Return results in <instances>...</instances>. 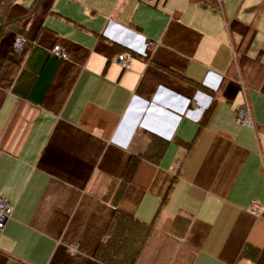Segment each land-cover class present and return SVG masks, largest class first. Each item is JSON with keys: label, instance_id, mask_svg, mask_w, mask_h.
Segmentation results:
<instances>
[{"label": "crops", "instance_id": "1", "mask_svg": "<svg viewBox=\"0 0 264 264\" xmlns=\"http://www.w3.org/2000/svg\"><path fill=\"white\" fill-rule=\"evenodd\" d=\"M189 1L15 0L0 38V264H101L116 210L155 224L137 264H264V0ZM149 134L164 156L114 206Z\"/></svg>", "mask_w": 264, "mask_h": 264}, {"label": "trees", "instance_id": "2", "mask_svg": "<svg viewBox=\"0 0 264 264\" xmlns=\"http://www.w3.org/2000/svg\"><path fill=\"white\" fill-rule=\"evenodd\" d=\"M219 1L220 0H190L189 2L192 5L218 8ZM14 3L15 0H0V38L7 26V16ZM214 103L212 105H214ZM209 114L210 112L206 115V118H204L199 132L209 119ZM148 137L149 144L145 152L132 156L129 159L122 179L118 184H113L107 193L106 200L110 201L114 206L118 205L126 188L132 181L138 164L142 160H146L152 164H158L164 156L168 147V142L153 134H149ZM183 146L190 151V145L184 144ZM154 228V223H143L134 217L116 210L103 241L94 253L95 260L101 264H137ZM251 253V249L245 248L241 257H246ZM193 259V256L189 257L187 264H191Z\"/></svg>", "mask_w": 264, "mask_h": 264}, {"label": "built area", "instance_id": "3", "mask_svg": "<svg viewBox=\"0 0 264 264\" xmlns=\"http://www.w3.org/2000/svg\"><path fill=\"white\" fill-rule=\"evenodd\" d=\"M27 43L25 38H18L16 39L14 43V49L20 50L23 46H25ZM147 48L153 49L156 47L155 43L148 42L146 44ZM51 54L59 59H67V53L62 47L59 45L55 46L51 50ZM134 57L131 55H125L121 54L115 59V63L121 66L122 68H126L130 65V63L133 61ZM239 122L243 126H251V119L248 110H240L237 114ZM12 209L9 204V202L5 198H0V232L3 231L6 223L11 218Z\"/></svg>", "mask_w": 264, "mask_h": 264}, {"label": "rangeland", "instance_id": "4", "mask_svg": "<svg viewBox=\"0 0 264 264\" xmlns=\"http://www.w3.org/2000/svg\"><path fill=\"white\" fill-rule=\"evenodd\" d=\"M172 0H169V2H171Z\"/></svg>", "mask_w": 264, "mask_h": 264}]
</instances>
